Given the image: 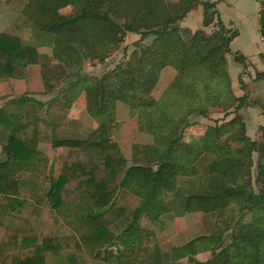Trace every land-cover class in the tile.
I'll return each instance as SVG.
<instances>
[{
  "label": "trees",
  "instance_id": "obj_1",
  "mask_svg": "<svg viewBox=\"0 0 264 264\" xmlns=\"http://www.w3.org/2000/svg\"><path fill=\"white\" fill-rule=\"evenodd\" d=\"M195 1L183 0L173 10L166 0H19V17L31 26L36 40L23 43L18 22L0 31V77H26L28 68L37 65L41 91L50 92L67 76L61 89L65 97L52 96L39 106L68 107L84 92L86 111L98 125L87 133L56 132L51 119L35 116L19 121L14 111L4 112L8 104L17 106L16 100L21 108L28 94L2 104L0 264H182V257L191 264H264V216L249 228L242 225L245 212L264 205V127L260 137L252 139L243 121L233 117L209 124L195 140L175 134L180 124H190V115L207 114V90L228 111L245 99L233 93L226 68L225 54L236 32L229 33L216 3L200 0L202 23L217 18L210 34L179 25ZM67 4H74L77 11L62 13L60 8ZM262 4L258 22L264 38ZM126 31L154 38L149 44L138 43L127 58L99 75L83 71V57L103 62L119 48ZM186 42L193 44L192 52L185 49ZM40 45L51 46L52 55L39 51ZM260 56L264 63V51ZM235 57L245 68V56L237 52ZM166 64L176 74L154 98L151 89ZM255 76L263 78L264 70ZM117 100L138 114L140 128H144L141 122L148 123L147 130L154 135L153 144L144 143L139 149L145 158L141 163L127 164L112 139ZM47 113L51 116L52 111ZM233 125L235 132L229 128ZM38 140L68 147L57 173L48 174L49 157L36 148ZM253 152L258 153L256 160ZM204 157L206 163L198 164ZM253 164H257L255 176ZM196 174L203 175L206 190L186 195L184 209L224 214L225 226H213L182 244H159L158 217L171 208L178 177ZM29 179L48 188L43 192L26 184ZM120 190L138 197L137 205L119 204ZM230 204L237 209H229ZM235 213L240 217L230 222ZM227 229L230 237L224 241ZM192 241L197 250H210V257L199 260L191 255Z\"/></svg>",
  "mask_w": 264,
  "mask_h": 264
},
{
  "label": "rangeland",
  "instance_id": "obj_2",
  "mask_svg": "<svg viewBox=\"0 0 264 264\" xmlns=\"http://www.w3.org/2000/svg\"><path fill=\"white\" fill-rule=\"evenodd\" d=\"M171 5H173V10L177 7L178 9L181 7L183 0H166ZM213 1V0H211ZM258 1V10L260 8L261 3L262 7L264 6V0H257ZM215 2V1H214ZM219 8L221 9L222 16L225 20V22L228 24L227 28L229 29V33L238 31V34L235 36L233 40H230L229 47L230 50L226 52V68L228 72V62L230 66V75L232 82L230 81V86L233 91V93L236 96H245L244 102L239 107H225L224 105H221L219 101L216 103L214 102L215 93L208 91L210 94V109L207 111L206 115H190L189 122L190 124H187L186 126L182 127L178 126L176 127L175 134H182L184 140H195L198 138L200 134H202L206 127L209 124H223L226 121L230 120L233 117H237L241 119L245 125L246 129V123L243 120V113L242 107L245 105H254L255 108L258 111L264 110V78L258 79L256 78L255 74L257 71L256 68L259 67V62L261 61V58L256 56H253L251 58L252 63L248 62L245 57L246 67H243V63L236 59V53H250L253 50H256L258 47H260V50H264V40H262L260 36V31L257 26V15L255 10L253 9V3L251 0H219ZM216 3V2H215ZM200 0L195 1L191 8L193 7V11L197 7H200ZM202 7V4H201ZM216 7V4H215ZM217 8V7H216ZM218 10V9H217ZM60 11L64 14H70L75 11H77V7L74 4H67L60 8ZM190 11V10H189ZM188 11V12H189ZM203 11V8H202ZM20 4L19 0H1L0 1V31L5 30L12 24H15L18 22L20 25V39L23 43L29 44L33 41L35 42L36 37L33 36V32L31 29V26H27L26 24L22 23L20 17ZM219 13V10H218ZM188 14V13H187ZM187 14L178 21L179 25L185 28H189L191 31L194 30H202L206 34H210L216 27H217V21L216 17L213 18V20L207 24L204 25L202 23L203 20V14L200 17V22H198V27H190L188 24L183 22L184 18L187 16ZM220 17V13H219ZM221 18V17H220ZM141 34L134 32V31H126L124 37L119 42V48L117 50H113L110 52L105 60L103 62H99L97 59L89 58V57H83V71L87 74H95L99 75L104 70L108 68H112L116 62H118L121 59L127 58L133 48L138 46L137 44H149L152 39L154 38L153 35H147L143 38H140ZM185 49L189 52L193 51V44L191 42H186ZM38 50L41 52H45L47 54L52 55V49L49 45H40L38 46ZM260 60V61H259ZM54 62L57 61V59H53ZM251 65V73L248 74L246 72L247 67ZM235 67V68H234ZM31 72L30 75L26 77H18V74L10 75L9 77H6L5 79H1L0 81H4L5 84H0V98H2L3 102L4 100L10 98H15L21 94H32L36 97H45L46 99H49L52 96H64L61 89L65 86L66 82L68 81L66 78L67 76L63 77L58 84H56L53 89H51L50 92H42L40 90V94H36V92L42 87L41 83V77L39 74V68L37 65H34L32 68V65L30 66ZM176 74V69L171 64L164 65L160 72L158 79L156 83L153 85L151 89V95L154 98H159L164 90L168 87L169 83L174 78V75ZM238 74V76H237ZM254 74V77H253ZM229 75V73H228ZM243 76V77H242ZM230 78V76H229ZM256 79V80H255ZM1 83V82H0ZM210 86H212L210 84ZM65 97V96H64ZM179 98V96H178ZM0 100V102L2 101ZM220 101L223 100V98L219 99ZM235 103V100H233ZM233 103V104H234ZM71 106V107H70ZM70 106H65L70 109L71 114V120L69 121V124L66 126L61 127V129L56 127V130L59 132H76V133H87L88 131L95 128L96 124L98 125V121L92 117L85 108V96L84 92L79 93L77 97L73 99ZM41 107V116L42 119H52L53 123H57L61 120L60 117H56V115H49L43 112L44 107ZM47 107V106H46ZM10 110H13L15 108L14 104L9 105ZM114 118L111 120L113 123H115V126L113 128V134L112 139L117 142L119 145V148L121 152H124V155L128 157L127 164H131L133 162L135 163H141L145 158L142 157V154H139V149H141L142 145L144 143H154V135H152L151 132H149L147 129H149L148 123H144V128H140L139 125V117L138 114L135 112H132L128 105L124 103L123 101L117 100L116 106H115V112H114ZM135 113V114H134ZM1 125V123H0ZM78 125L81 126L82 130H79ZM232 129V132H235L237 130V126L233 125L229 127ZM261 132V130H260ZM231 134L230 132H228ZM168 134V133H167ZM247 134V133H246ZM227 135V134H226ZM123 154V153H122ZM257 152H253L252 156L256 160L257 159ZM152 159L154 158L153 155H149ZM208 158L204 157L198 164H205ZM255 163V162H254ZM60 164H48V174L57 173L59 170ZM250 169L252 170L253 176L256 175L257 172V164H253ZM192 177L196 179V182H192ZM25 179V177L23 178ZM22 179V180H23ZM179 180H186L183 181L180 184H177L175 186V191L173 193L175 194L172 199L170 200V207L172 208L173 212L176 214H179L183 212L184 209V198L186 195L192 194L194 192H203L206 190L205 180L203 178V175L196 174L192 176H179ZM26 184L38 186L41 191L45 192V190L48 188L47 184H44L42 182L34 181V180H26ZM193 185L192 187L189 185ZM182 185V186H181ZM186 186L185 188H183ZM255 190H257V184H255ZM122 201H124V204L128 207H134V205H137L139 198L136 197L135 200H130V197H133L134 195L129 194L127 190H122ZM204 193V192H203ZM127 196V197H126ZM126 197V198H125ZM219 200L218 202H220ZM230 204L229 209H237V206H232ZM259 207V208H258ZM238 211V210H234ZM251 216H247L246 212L243 216L242 225L245 228H249L251 224H253L256 220L261 219L264 216V205H254L251 210ZM227 213V212H226ZM248 213V212H247ZM240 214V213H239ZM239 218L238 213H235L234 216L230 219V222H233L235 219ZM242 220V219H241ZM226 217L225 215H217L215 213H212V215L208 218L207 217V225L206 221L204 220V227L202 231L204 232H210L211 229H213V226L215 229H218L221 226H225L226 224ZM229 222V223H230ZM169 227V224H167ZM218 227V228H217ZM169 229H173V226L170 225ZM229 230V231H228ZM230 230L227 229L224 232V241H227L230 237ZM192 230L190 228L183 231L181 234L183 237L191 236L190 232ZM168 241V240H167ZM170 243V242H169ZM186 264H189L188 260L185 259ZM49 263V262H48Z\"/></svg>",
  "mask_w": 264,
  "mask_h": 264
},
{
  "label": "crops",
  "instance_id": "obj_3",
  "mask_svg": "<svg viewBox=\"0 0 264 264\" xmlns=\"http://www.w3.org/2000/svg\"><path fill=\"white\" fill-rule=\"evenodd\" d=\"M213 1L216 2V7L219 10L221 19L223 20L224 23H226L223 16H222L221 9L219 8V4H220L219 0H213ZM251 1L253 3V9L256 12L257 21H258V7H259L258 1L257 0H251ZM202 14H203V11H202L201 4H200V7H197L195 9V11H193V7H192L190 9V11L188 12L187 16L184 18L183 22L184 23L186 22L188 24V26H190V27H198L199 26L198 22H200V17ZM226 25L228 26L227 23H226ZM257 26L259 29V22L257 23ZM237 34H238V31L232 37L231 40H233ZM261 38H262V40H264V38L262 36H261ZM262 51H264V50H260V47H258L256 50H253L250 53H242V54L246 57L248 62L252 63L251 58H253V56H256V55H257V57L261 58L260 53ZM250 67H251V65H249L246 69V72L248 74L251 73ZM256 70H260V71L264 70V63H263L262 58H261V61L259 62V67L256 68ZM30 72H31L30 68H28L26 78L30 75ZM228 73L230 76V81L232 82L231 75H230L229 62H228ZM237 76H238V74H237ZM253 77H254V74H253ZM263 78H258V79H263ZM1 79H5V78H1ZM0 82H1L0 84H2V85L5 84L4 81H0ZM35 90H38L36 92L37 95L40 94V93H38L39 89L36 88ZM40 90H41V88H40ZM40 95H42V94H40ZM28 96H30V98L28 100L22 102V104L19 102L20 105L22 106L21 108L18 106V100H16L15 105H17V106H15V108L13 110H10L9 104H8L5 107L4 112L9 115V113L14 111L13 113H16L18 118H20L19 121L20 120L27 121L31 118H34L35 116L40 117L42 109H41V107H39V102H41V101L45 102V101H47V99L45 97H36L30 93L28 94ZM9 98L10 97H8V99ZM0 100H2V98H0ZM6 100H4V102ZM4 102H3V100L0 102V107L2 106V104H4ZM46 106H47V103H44V105L42 106V107H44L43 112H45L46 114H49L47 112H48V110H51L52 111L51 115H56V117L61 118V120L58 121L57 123L54 122L55 129H56V127L57 128L59 127L61 129V127L69 124V121L72 118L71 114H70V109H71L70 107L71 106L69 108H65V107H61V106L51 108L49 106L50 109H46ZM241 113H243V120L246 123L247 135L249 137H251L252 139H258L260 137L261 127H264V110L258 111L255 108V104L254 105H245L242 107ZM51 121H52V119H51ZM96 126H97V124H96ZM56 132H58V131L56 130ZM36 148L38 150L42 151L43 153H45L49 157L48 164H61L62 156H64L68 152L67 146H64V145L54 146L51 141H47V140H38L37 144H36ZM122 153H123V156L126 159H128V157L124 155V152H122ZM127 162H128V160H127ZM183 181H186V180L181 181L178 179L177 184H180ZM191 181L196 182V179L194 177H192ZM193 185H195V184H193ZM193 185L191 184L189 186L192 187ZM203 185H205V184H203ZM185 187L186 186H184L183 188H185ZM121 191L122 190L119 191L116 200L119 204L125 205L124 204L125 199L123 202H121L122 201V195H123ZM203 192H205V190ZM203 192H200V193H203ZM128 193L134 195L133 193H131L129 191H128ZM194 193H199V192H194ZM135 198H136V196L134 195L133 197H130L129 199L135 200ZM247 212H246V215L251 216L252 211L248 210ZM211 215L212 214L204 213L201 210H192V211L184 210L183 212L176 214L173 212L172 208H170L168 211L160 213L159 217H158V225L160 226V228H159V232H158L157 236L160 239H162V241H160L159 244L164 245L166 242H170L173 245H178V244H182L186 241L191 240L193 237H195L199 234L208 233V232L202 231V229L205 225L204 220L206 221V225H207V217L209 218ZM167 224H169V227L167 226ZM170 225L173 226V229H169ZM188 228H190L192 230L190 232L191 236L188 237L189 239H187L186 237H183L181 234L183 231H185ZM188 250H189V253L191 255H193L195 258H197L199 260H205L208 257H210V250H197L196 249V243L194 241H192V243H189ZM152 254H153V252L148 255L149 259L152 258L151 257ZM185 259H187V257L179 258V260L182 262V264H186ZM188 263L191 264L190 262H188Z\"/></svg>",
  "mask_w": 264,
  "mask_h": 264
}]
</instances>
